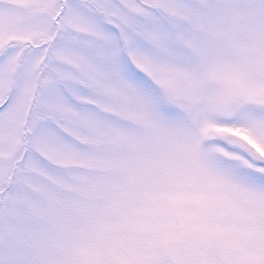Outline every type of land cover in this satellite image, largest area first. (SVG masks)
<instances>
[{"label":"snow or ice","instance_id":"snow-or-ice-1","mask_svg":"<svg viewBox=\"0 0 264 264\" xmlns=\"http://www.w3.org/2000/svg\"><path fill=\"white\" fill-rule=\"evenodd\" d=\"M0 264H264V0H0Z\"/></svg>","mask_w":264,"mask_h":264}]
</instances>
